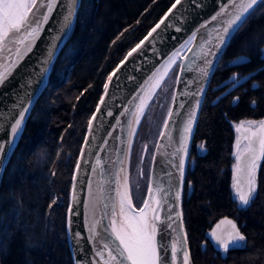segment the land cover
Listing matches in <instances>:
<instances>
[{"label":"trees","instance_id":"trees-1","mask_svg":"<svg viewBox=\"0 0 264 264\" xmlns=\"http://www.w3.org/2000/svg\"><path fill=\"white\" fill-rule=\"evenodd\" d=\"M174 1L82 0L74 28L0 182V264H75L66 236L67 211L88 121L113 69ZM263 48L264 8L234 34L205 97L184 195L193 264H264V155L248 206L240 204L233 188L236 126L264 120V58L258 52ZM238 56H248L250 62L231 65ZM233 73L253 75L222 96L227 88L217 86ZM235 97L238 103H233ZM144 119L131 171L137 159L141 161L138 141ZM227 215L238 221L246 244L223 254L207 233Z\"/></svg>","mask_w":264,"mask_h":264},{"label":"snow or ice","instance_id":"snow-or-ice-1","mask_svg":"<svg viewBox=\"0 0 264 264\" xmlns=\"http://www.w3.org/2000/svg\"><path fill=\"white\" fill-rule=\"evenodd\" d=\"M61 4V18L58 22L57 31L60 33L56 38L59 39L63 33L71 27L73 18L76 15V11L79 8V0H0V54L6 53V57L0 55V64H2L3 70L0 71V89L10 88L13 71L18 66L27 52L32 50L34 40L39 37V34L43 31V25L46 24L53 11L56 9L57 4ZM191 4L195 8H201L203 6V0H175L171 8L168 9V13H172L173 9H176L178 5L181 6L183 11H192V8H185V4ZM264 8V0H219L218 11L211 16L209 20H205L202 24L196 27L188 40L184 41L175 51L168 55L166 59L157 61L159 67L155 68L147 79L139 85L140 92L133 97V100H139V104L136 105L135 110L131 111V115L135 117V123L139 125L141 117L145 114V109L148 107V100H151L155 95L157 89L166 90L164 88L165 78L169 76L170 72H174L176 69L173 65L185 72L188 70V65L184 63H178L180 60V54L187 49L192 51L191 47H188L190 43H199V59L203 61L204 67L198 68L199 76L197 77L198 87L195 92H185L182 95H187L192 99L193 106L187 111L186 121L180 125H175L173 116L175 115L173 109H169L167 116L168 119L164 121L163 128L167 131H160L159 137L161 139H167L169 146L172 144H179V147H175L171 152L166 150L165 145L157 143V152L160 155L161 164L164 166V171L168 177L172 176L169 167L175 168L182 178L185 160L188 157L187 141L190 138L192 126L196 120L197 110L200 108L202 97L205 94L204 83L207 82L209 73L215 72L220 65V59L223 55V50L227 47L228 41L232 35L238 32L250 18H252L257 11ZM167 18V13L165 19ZM161 24H165V20H161L143 40L140 41L134 48L131 49L121 61V65L132 57L134 53L144 46L145 41L149 44L154 43L153 33L161 27ZM211 25V32H207V36L211 39H205L204 36H200L197 40L198 34L202 30H206ZM167 24L165 27H171ZM177 32L181 31L180 28L176 29ZM175 39V37L173 38ZM13 45L14 49L9 47ZM23 46V47H21ZM14 51V55H13ZM153 51L157 50L153 48ZM258 52L262 58H264V49H258ZM143 53H141L142 55ZM52 53L49 52V59ZM186 58V57H185ZM49 59L44 60L42 63L47 65ZM250 62L247 56H238L236 59L229 63L233 66L242 65ZM118 65L116 70L108 76V82L111 83L116 72L120 70ZM47 68L42 69L46 72ZM253 74L249 73L247 76L233 73L228 79L224 80L222 84L217 86L219 88H227V92L222 93V96L231 94V92L239 86L243 81L251 78ZM14 79V78H13ZM134 79V78H133ZM175 80L182 82L181 76L176 75ZM109 83L104 84L105 96L108 94ZM184 83L192 84L193 80L184 81ZM32 84L31 79H26L24 83L18 85L19 90L11 88L10 91H6L0 96V131H3L5 126L10 127L11 139L7 141H0V170H2L3 156L7 153H11L15 148V141L18 138L20 132H22V125L25 119V114L30 113L32 105V93L30 92V86ZM27 85V87H26ZM253 88H258L256 84L252 85ZM142 93V95L140 94ZM13 98V103H7V97ZM221 97H217V101ZM101 104H103L104 96L100 98ZM239 97L233 99V103H238ZM173 102H177V97L173 96ZM131 103V101L129 102ZM255 107L256 102H251ZM176 107L183 109L184 103H176ZM97 112L101 111L100 107H97ZM129 109L125 108L124 113L121 115L129 114ZM109 116L111 112L107 113ZM18 115L19 118H15ZM14 119V123L12 120ZM96 119V115L93 114L92 118L88 121L89 132L93 128V121ZM175 125L177 131V138L172 137V126ZM246 127V130L251 131L252 128H256L257 131L252 132V136H256L257 132L260 134L259 145L260 152L264 155V120L261 121H241L236 126L237 132L241 128ZM136 134V128L131 127L130 135ZM105 143H107L105 141ZM88 144L87 138H85V145ZM7 148V153H5ZM129 151L131 150V141H128ZM147 148V145H145ZM201 151L204 150V145H199ZM237 148L239 149V140H237ZM81 159L84 156V149L80 150ZM183 153V155H180ZM173 158L178 160L177 163L173 162ZM156 160V156H153V161ZM236 171L240 172V155L239 152L236 155ZM101 166L99 158L96 160V166L92 167V172L96 173L97 168ZM255 167V159L251 167L248 170L247 190H242L239 179L234 178L233 188L235 190V196L242 206H248L253 194L255 192V181L252 168ZM77 173L81 170V162L77 161L75 165ZM141 175L143 172L141 171ZM75 179V177H74ZM105 184L109 185L108 189H105ZM119 184L118 174L117 178L105 179L104 170L101 168V180L97 184L96 192L92 193L93 201L90 204L89 214V228L87 237L82 236L79 232L72 231V215L78 213L69 209L70 216L67 224V239L74 246L80 245L82 240L91 242L95 247L92 264H191V254L187 248V234H177L175 242H165V235H171L169 230L176 232L177 229L173 228L172 216L167 215L164 220H160V217L154 216L149 218L145 209L148 207V200L145 199L144 206L139 209L138 216H128L125 209L132 208V200L128 187V179L125 177V182L122 186L112 188L111 185ZM88 187L91 192V182H88ZM179 185H171L169 188H164L160 185L157 186L156 191L161 193V199L166 204L172 194V188L178 189ZM76 185L73 184V192L75 193ZM115 192L118 197L119 205V217L120 222H117L116 198L111 195H105V192ZM148 192L153 193V188L149 187ZM175 198L179 199L180 191L177 190L174 193ZM75 199V196H74ZM55 203V201H53ZM159 204L160 202L157 201ZM103 206V215L97 218V207ZM171 207V205H169ZM112 211L109 213L108 209ZM179 215V214H177ZM228 223L232 226V231L224 238L218 235L215 231L211 233L213 243L218 250H221L223 254H226L230 249L243 248L246 244V237L240 233L235 223L232 221H221V223ZM158 225L160 226L158 229ZM219 227V225L217 226ZM161 236V240L157 241V234ZM99 257L97 262L96 258Z\"/></svg>","mask_w":264,"mask_h":264},{"label":"water","instance_id":"water-1","mask_svg":"<svg viewBox=\"0 0 264 264\" xmlns=\"http://www.w3.org/2000/svg\"><path fill=\"white\" fill-rule=\"evenodd\" d=\"M63 2V0H62ZM82 0H79V5L81 6ZM175 3V1L173 2ZM172 3V4H173ZM79 8L76 11V15L72 20L71 27H69L61 36V38L57 39L56 37L60 35L57 31L58 29V22L61 18V4L58 3L56 9L53 11L49 21L43 25V31L39 34V37L34 40V45L32 46V50L27 52L24 55L23 59L19 61L18 66L13 71V76L10 77L11 84L10 88L0 89V96L3 95L4 92L10 91L11 88H16L19 90L18 85L24 83L26 79H31L32 84L30 86V92L32 93V105L30 108V113L25 114V119L22 125V132H20L18 138L15 141V148L18 145V142L23 134V131L26 127L28 119L33 111L35 103L37 99L40 97L44 89L46 88L49 77L58 57L60 51L62 50L63 46L67 42L77 19ZM172 6V5H171ZM171 6L169 8H171ZM185 8H192V11H183L181 6L178 5L176 9H173L172 13H168V10L165 14L160 18L158 22H156L152 28L147 32L145 36L148 35L152 29L160 23L163 19L165 20V24H161V27L157 29L155 33H153V37L149 39H154L153 44H149L148 41H145L144 46L137 53H134L132 57H129L127 61L123 65H121V61L117 64L121 65L120 70L116 72V75L113 77L111 83H109L108 94L105 96L103 91L102 96H104V103L101 104L99 99L97 106L93 112L96 115V119L93 121V128L91 133L89 132V128L87 127V131L85 133V137L81 146V149H84V156L81 159V153L79 152L78 160L81 162V170L77 173L76 168H74L73 176H72V186L70 192V201L67 211V224L68 219L70 216L69 209H72L73 212L78 213L77 215H72V231L79 232L82 236L87 237L89 235L88 228H89V214H90V204L93 201L92 193L96 192L97 184L101 180V168L104 170V177L105 179L112 178L115 180L118 174V181L119 184L111 185L112 188L120 187L125 182V177L128 179V187L131 195L132 200V207L135 210H139L141 207L144 206L142 204L138 207L133 198L132 189H131V158L133 153L134 143L140 128V124L144 115L141 117L139 125L135 123V117L131 115V111L135 110L137 104H139V100H133V97L136 96L139 92V85L143 83L147 76L151 74L149 69L155 71L156 67H159V63L157 61H162L166 59L168 55H171L173 51L180 47L184 41L188 40L189 36L192 34V31L202 24L205 20H209L212 15L218 11L219 8V0H203V6L201 8H195L190 3L184 5ZM168 8V9H169ZM167 13V18L165 19ZM170 24L171 27H165V25ZM180 28L181 31L177 32L176 29ZM207 32H211V25L208 29L202 30L200 34H198L197 40L199 41L200 36H204L205 39H211L210 36H207ZM144 36V37H145ZM234 35H232L231 39ZM144 37L141 39L143 40ZM175 37V39H173ZM228 41L227 47L231 41ZM140 40V41H141ZM140 41L137 43L139 44ZM136 44V45H137ZM134 45L132 48H134ZM9 47L14 49L13 45H9ZM23 47V46H21ZM188 47H191L192 51H187L185 49L184 52L180 54V60L178 63H184L188 65V70L185 72H180V70L173 65V68H177V75L181 76L182 82H177L175 80L173 91L171 93V99L169 102V106L165 111L163 122L161 125L160 131H167L163 128L164 121L168 119L167 113L168 110L171 108L173 109L175 115L173 116V121H175V125H180L186 121L187 118V111L193 106L192 99L187 95H182L185 92H195L198 87L197 77L199 76L198 68L204 67L203 61L199 59V43H190ZM226 47V48H227ZM131 48V49H132ZM153 48L157 51L154 52ZM223 50V54L226 50ZM131 49L129 51H131ZM128 51V52H129ZM49 52L52 53L51 58L49 59ZM127 52V53H128ZM126 53V55H127ZM141 53H143L141 55ZM6 57V53L0 54ZM14 55V51H13ZM125 55V56H126ZM124 56V57H125ZM223 56V55H222ZM186 57V58H185ZM248 57V56H247ZM222 58V57H221ZM46 59H49L47 65H44L42 62ZM250 59V57H248ZM221 61V59H220ZM117 66L113 69L111 74L116 70ZM47 68L46 72H43L42 69ZM3 70L2 64H0V71ZM171 73V72H170ZM169 73V75H170ZM215 72H210L207 82L204 83L205 87V94L200 97L202 100L200 108L197 110L196 120L192 126V131L190 134V138L187 141L188 147V157L185 160V167L183 176L181 178L180 173L175 169L169 167V171H171L172 176L168 177L164 171V166L161 164L160 155L157 152L156 144L160 143L165 145L166 150L171 152L175 147H179V144H172L169 146V141L167 139H161L158 135L150 167V174L148 179V187L145 199L148 200V207L146 208L147 214L149 218L154 216H159L160 220H164L167 215L172 216L173 221V228L177 229L178 231L171 232V235H165V242L172 241L175 242L177 234H187V248L191 254V264L192 261V251L190 247L188 232L186 228V223L184 219V195H185V185H186V178H187V171L191 164V149L193 145V141L195 138V133L197 129V125L199 122V118L201 115V111L204 105L205 97L208 92L209 86L211 84L212 78ZM14 78V79H13ZM134 78V79H133ZM167 77L165 78V80ZM193 80L192 84H185L184 81ZM165 83V82H164ZM27 87V85H26ZM161 90L157 89L156 93ZM142 95V93H140ZM177 97L176 103H184L185 107L180 109L176 107V103L173 102V96ZM100 97V98H101ZM154 98V97H153ZM148 100V107L153 100ZM131 101V103H129ZM13 98L11 96L7 97V103H13ZM97 107L101 108L100 112H97ZM148 107L145 109L147 111ZM125 108H128L129 114L121 115L124 113ZM111 112L112 115L109 116L107 113ZM92 114V116H93ZM91 116V118H92ZM15 118H19L18 115ZM90 118V119H91ZM14 123V119L12 120ZM130 124L131 127L136 128V134L130 135ZM175 125L172 126V137L173 139L177 138V131ZM241 128L239 131L238 139L239 140V149L241 145L246 142L248 147L242 151L240 154V172L236 171L234 178L239 179L240 186L242 190H247V179H248V170L252 165L253 158L255 159V167L252 168V172L256 179L259 176V170L254 169L256 165L261 161L262 154L260 152V145L259 139L260 134L257 132V135L254 137L252 136L253 131H257L254 127L251 131ZM11 132L10 127L5 126L3 131H0V141H7L11 139ZM85 138L88 140V144L85 145ZM105 141L107 143H105ZM128 141H131V150L129 151L128 148ZM11 153H7V148H5L6 155L3 156L2 162V170H0V182L3 178L5 169L10 161V158L15 150ZM80 149V150H81ZM237 148L236 142V153L239 152ZM156 156V160L153 161V156ZM180 155H183L181 153ZM146 157V148L144 149L142 155V165L141 171H143V164ZM97 158L101 161V166L97 168L96 173L92 172V167L96 166ZM173 162L177 163L178 160L173 158ZM237 164V163H236ZM75 177V179H74ZM88 182H91V192L88 187ZM73 184L76 185L75 193L73 192ZM160 185L164 188H169L171 185H179L177 188H172V194L170 199L165 204L161 199V193L156 191L157 186ZM149 187L153 188V193H149ZM109 185L105 184V189H108ZM180 191L179 199L175 198V191ZM105 195H111L116 198L117 206V222H120L119 217V205H118V197H116L115 192L106 191ZM75 196V199H74ZM144 199V200H145ZM157 201L160 203L158 204ZM171 205V207H169ZM109 213H111L112 209H108ZM97 218L103 215V206L98 205L97 210ZM179 214V215H177ZM221 221H232L235 223L236 227L239 229L240 233L244 234L242 231L238 221L232 216H223L220 217L210 228L207 235L212 240L211 233L215 231L218 235L226 238L227 234L232 231L231 224L228 223H221ZM219 225V227H217ZM158 225V229H159ZM161 240V236L157 234V241ZM70 248L74 257L75 264H92L93 255L95 251V247L91 242L87 240H82L80 245L74 246L73 243H70ZM215 245V244H214ZM216 247V246H215ZM231 250V249H230ZM221 251V250H219ZM222 252V251H221ZM97 262L99 261V257L96 258ZM179 264V261H177Z\"/></svg>","mask_w":264,"mask_h":264},{"label":"rangeland","instance_id":"rangeland-1","mask_svg":"<svg viewBox=\"0 0 264 264\" xmlns=\"http://www.w3.org/2000/svg\"><path fill=\"white\" fill-rule=\"evenodd\" d=\"M175 69H176L175 73L174 72L170 73L173 75V77L171 76L170 80L169 78L166 79L164 83V88L166 90H159L156 93L147 111L145 112V119L142 125V130L138 141L139 152L142 153V155L145 149V145H147L146 157L144 160L143 171H142L143 175H141L142 156H141V161H139L138 158L136 164L132 166V171H131L132 174L130 175L131 189H133L132 191H133L134 202L139 207L143 204L146 196L153 150L158 138L159 130L163 122L165 111L168 108L171 99V93L174 87L175 76L177 75V68ZM247 147L248 144L244 142L239 149V155ZM236 163L237 160H235V165H234L235 168H236ZM257 168L258 165L254 169V171ZM253 175H254L255 188H256L257 179L255 177V172Z\"/></svg>","mask_w":264,"mask_h":264},{"label":"bare ground","instance_id":"bare-ground-1","mask_svg":"<svg viewBox=\"0 0 264 264\" xmlns=\"http://www.w3.org/2000/svg\"><path fill=\"white\" fill-rule=\"evenodd\" d=\"M125 211H126V214L128 215V216H138L140 213H139V210H135L133 207L131 208V209H129V208H126L125 209ZM145 211H146V213H147V210L145 209Z\"/></svg>","mask_w":264,"mask_h":264},{"label":"flooded vegetation","instance_id":"flooded-vegetation-1","mask_svg":"<svg viewBox=\"0 0 264 264\" xmlns=\"http://www.w3.org/2000/svg\"><path fill=\"white\" fill-rule=\"evenodd\" d=\"M244 150H245V149H244ZM244 150H243V151H244ZM241 153H242V152H241ZM257 165H258V164H257ZM257 165H256V166H257ZM257 169H258V168H257Z\"/></svg>","mask_w":264,"mask_h":264}]
</instances>
